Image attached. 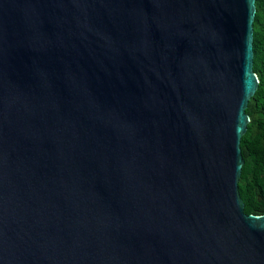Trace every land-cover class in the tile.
I'll use <instances>...</instances> for the list:
<instances>
[{
    "label": "water",
    "instance_id": "water-1",
    "mask_svg": "<svg viewBox=\"0 0 264 264\" xmlns=\"http://www.w3.org/2000/svg\"><path fill=\"white\" fill-rule=\"evenodd\" d=\"M255 0H0V264H264L238 182Z\"/></svg>",
    "mask_w": 264,
    "mask_h": 264
},
{
    "label": "trees",
    "instance_id": "trees-1",
    "mask_svg": "<svg viewBox=\"0 0 264 264\" xmlns=\"http://www.w3.org/2000/svg\"><path fill=\"white\" fill-rule=\"evenodd\" d=\"M253 21V72L258 77V87L248 102L245 113L250 121L240 141L244 160L239 193L244 212L264 214V0H255Z\"/></svg>",
    "mask_w": 264,
    "mask_h": 264
}]
</instances>
